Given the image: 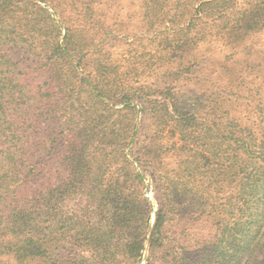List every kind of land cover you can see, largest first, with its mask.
Segmentation results:
<instances>
[{
    "label": "rangeland",
    "instance_id": "obj_1",
    "mask_svg": "<svg viewBox=\"0 0 264 264\" xmlns=\"http://www.w3.org/2000/svg\"><path fill=\"white\" fill-rule=\"evenodd\" d=\"M256 1L227 0L219 8L210 9L202 16L197 35L188 32L183 23L201 5L198 0H13L0 18V29L13 31L16 38L35 36L36 42H50L48 48L55 40L64 43L69 34V43L87 53L83 72L101 84L109 106L116 110L115 132L119 129L121 137L122 125L137 128L133 143L123 151L115 143L111 149L113 169L122 174L129 171L126 191L138 186L132 183L130 172L144 176L139 192L148 202L151 230L140 264L148 262L149 237L161 207L168 211L169 221L164 237L153 248V264H200L205 252L214 248L211 243L218 232L220 215L212 208L221 202L216 189L227 197L236 187L232 175L213 173L218 166L226 167L225 162L215 153L210 131L201 124L204 111L191 109L208 95H225L235 101L234 113L243 125L256 120L254 107L264 98V70L260 68L264 64V24L252 30L234 27L241 13ZM202 34L204 39H200ZM186 41L191 47L179 58ZM15 58L34 87L43 86V92L49 89L41 56ZM123 92L141 93L134 100L137 108L132 112H117L124 109L120 101ZM183 106L190 107L186 110ZM191 115L197 119L194 128L183 119L179 122L181 116L189 119ZM64 144V140L59 142L55 155L63 152ZM45 153V159L49 158V149ZM83 205L80 203V207ZM136 209L137 219L126 230L136 229L133 237L141 240L144 236L138 237L137 229L146 233L147 216L144 208ZM112 230L120 228L104 215L86 229L63 235L45 256L18 260L5 255L0 256V264H135L134 257L122 250L108 253ZM251 261L264 264L263 245L252 253Z\"/></svg>",
    "mask_w": 264,
    "mask_h": 264
},
{
    "label": "trees",
    "instance_id": "obj_2",
    "mask_svg": "<svg viewBox=\"0 0 264 264\" xmlns=\"http://www.w3.org/2000/svg\"><path fill=\"white\" fill-rule=\"evenodd\" d=\"M11 1L0 0V18ZM198 1H202L201 5L183 23L188 32L194 31L196 35L202 16L227 2ZM237 23L234 27L239 30L262 27L264 0L245 9ZM24 35L16 38L13 31L0 29V256L13 255L18 260L45 256L63 235L86 229L106 215L120 228L109 231L108 253L122 250L134 257L135 264H140L151 230L148 202L139 192L144 176L130 172L132 183L137 182L138 186L134 191H126L129 171L125 169L122 174L113 169L111 149L115 143L123 151L133 143L137 128L121 124V137L117 134L119 129L115 132L116 110L109 106L101 84L83 72L87 53L69 43V34L64 43L55 40L49 48L50 42H36L35 36L25 39ZM184 45L179 58L191 47L189 41ZM20 55L44 59L49 79L47 91L43 92V86L34 87L27 79L29 74L15 58ZM260 68L264 70V64ZM138 95L141 93L123 92L120 101L124 109L117 112L135 110ZM234 103L229 96L208 95L197 101L196 109H191L204 111L201 124L210 131L215 139V153L225 162L226 167L218 166L213 173L232 175L236 187L227 197L216 189V196L221 193V202L212 209H218L220 215L218 232L211 243L214 248L205 252L206 258L200 264H254L249 263L252 253L264 246V98L258 99L254 107L256 120L245 125L234 113ZM189 107L183 106L186 110ZM177 111L181 112L180 108ZM191 116H181L179 122L183 119L194 128L197 119ZM61 140L65 141L64 150L55 155ZM47 149L50 157L45 159ZM226 154L227 159L221 156ZM121 158L124 163L128 160L125 154ZM136 208H144L147 216L146 233L137 229L138 237L144 236L141 240L133 237L136 229L126 230L137 219ZM168 216L164 207L156 212L147 264H153V248L164 237Z\"/></svg>",
    "mask_w": 264,
    "mask_h": 264
}]
</instances>
